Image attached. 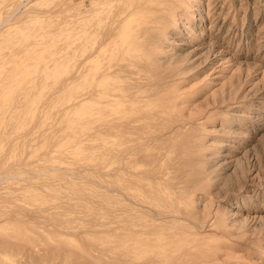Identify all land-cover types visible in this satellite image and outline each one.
<instances>
[{
	"label": "rangeland",
	"instance_id": "obj_1",
	"mask_svg": "<svg viewBox=\"0 0 264 264\" xmlns=\"http://www.w3.org/2000/svg\"><path fill=\"white\" fill-rule=\"evenodd\" d=\"M137 1L0 0V236H8L4 239H17L12 240L17 243L20 238L23 242V238L45 236L63 250H73L66 248L72 245L74 249L78 246L77 251L86 247L104 264L113 263V258H104L109 257L104 247L121 245V239L115 238L116 244L111 241L114 237L109 230L115 228L116 236L123 234L119 226L124 224L127 200L118 186L122 174L117 170L123 135L110 138L102 133L95 138L92 127L98 121H93L92 106L73 105L79 55L76 33L80 26L89 25V38L95 33L104 36L126 21L122 20L124 8ZM188 3V8L179 11L182 22L166 32L170 33L166 43L173 52L189 53L183 61L184 73L179 75V89L166 92L179 95L175 107H163L168 102L163 105L162 99H151L143 112H160L161 104L169 109L165 111L189 118L186 127H193L184 129V136L174 134L173 138L177 147L184 141L199 144L209 167L206 189L193 196L196 211L208 225L191 236L210 256L216 253L206 263L264 264V0ZM76 18H80L78 23ZM128 31L124 29L117 39L129 37ZM174 36L200 42L201 47L190 53L187 42L172 43ZM107 54L109 50L104 51ZM123 109L122 105L112 108L109 115L104 111L100 124L114 115H119L117 122L122 120ZM161 115L151 117L152 122L146 118L144 124L151 128L154 123H164L165 114ZM94 244L100 245L104 255L91 250Z\"/></svg>",
	"mask_w": 264,
	"mask_h": 264
},
{
	"label": "bare ground",
	"instance_id": "obj_2",
	"mask_svg": "<svg viewBox=\"0 0 264 264\" xmlns=\"http://www.w3.org/2000/svg\"><path fill=\"white\" fill-rule=\"evenodd\" d=\"M188 2L189 0H138L134 5L130 3L127 8L123 7L124 17H121H123L122 20L127 19L123 24H117L118 29L114 27L117 30L114 28L109 29L102 36L100 29L102 37L97 33L95 35L92 33V39L88 37L89 25L87 27L80 26L77 33L75 32L79 39L77 45L79 55L74 69L77 92L73 105L85 106L89 103L92 106L93 121H98L92 127L94 130L92 136H95V138H100L99 136L102 133L110 138L123 135V141L121 142L123 146L120 149L121 157L118 161L119 164L117 163L119 165L117 170L119 169L122 174L120 177L118 176L122 182L118 186H121L124 193L123 198L127 200L126 208L123 209L125 211L124 224L122 223L123 227L119 226L120 230L123 228L121 230L123 234H121L122 236H116L115 228L109 230L112 233L111 236L114 237L109 240L115 243V238L116 241L121 239V245L111 244V247H104L109 251L111 250L112 253L107 250L106 254L109 257L102 256L107 259L113 258V263L109 262L112 264H121L120 261L133 264H207L209 262L208 258L216 254L210 256L206 250L200 249L198 245L200 243L196 240L194 242L193 237H191L200 233L204 226L208 225L206 224L207 220L203 218L204 215L202 216L201 212L196 211L197 206L193 205L195 202L193 196L197 191L206 189L204 188L207 182L205 173L209 167L206 168L203 153L198 149L199 144L196 145L190 142V145L187 141H184L182 144L178 143L180 145L177 147V142H174V134H179L182 137L185 135V130H193L192 126L186 127L189 118H184L179 113L172 114L171 110V113L164 110H169L168 107H172V109L175 107L174 101L179 95L170 94L175 90L177 92L179 89V75L184 73L183 61L189 54L184 53L185 55H182V52H173L171 46L169 47L166 43V34L170 35L166 32L169 31L167 29L170 26L180 23V18H184L181 13L179 14V11L188 8ZM90 13L86 11L85 14ZM85 14L84 16H87L89 20L91 15L89 17ZM133 15H135V18L131 19ZM76 16L78 17L79 14ZM87 17L83 18L86 19ZM83 18L81 21L84 20ZM77 19L76 22L78 23L80 18L78 21ZM112 19L111 22L115 23L114 18ZM85 22L82 24H86ZM92 23L90 22V24ZM93 25L90 28L94 27ZM109 25H111V28L114 26L110 23ZM99 28L101 27L98 26ZM102 28L104 27L102 26ZM124 29L129 30V37L127 36L126 39L119 41L117 37ZM178 42L190 44L192 47L189 50L190 53L201 47L200 42L191 43V41L180 40L179 38L172 41V43L179 44ZM209 47L211 49V45ZM206 49L208 50V47ZM105 50H109V54L106 56H104ZM208 57L206 56V58ZM166 92L170 94L166 95ZM159 98L163 100V105L165 102H170V106L167 103L163 106L167 108L163 109L159 103L160 105H157L160 109H163H158L160 112H143V107L150 103L151 99L158 100ZM121 105L125 106V109L121 111L124 115L123 119L120 120L121 122L116 121L119 115H114L104 121V125L100 124L104 111L109 115V110ZM161 114H165L164 119L166 120L164 123L159 122L160 126L156 123H154L155 125L152 124L151 128L157 126V128H154L155 130H151L149 124H144L145 121L149 120H146V118L151 120V117L158 118ZM155 122L158 123V121ZM181 137L180 139H182ZM100 145V143L97 144L98 147ZM176 149L177 153H174ZM115 150L117 151V149ZM103 151H106V149ZM108 155L110 156V153ZM116 156L118 157V155ZM117 172L113 173L117 174ZM117 175H114L116 179ZM113 199L110 198L109 200L113 202ZM116 217L117 215L114 216L115 219ZM57 222V225H60L59 220L55 223ZM116 222L119 223V221ZM115 225L118 226V224ZM87 228L89 227L87 226ZM35 230L36 233L39 231ZM46 232L49 233L50 231ZM83 232L87 233V230ZM40 236L42 237V235ZM2 237L0 239V264H82L80 260H92L94 264H104L100 258L97 259L91 252L85 250L86 247L83 249L81 246L82 249L78 248L77 251L78 246L76 245L74 249L72 245L66 248L73 250H63L61 247L56 246V242L53 243L55 245L50 244L48 240L44 239L45 236L40 240L26 239V241L23 238V242H20L21 238L17 236L18 239L20 238L17 243H14L17 239H14V241L9 237V241ZM89 241L91 242V240ZM90 248L93 252L101 251L100 254L104 253V250L102 252L98 244H94ZM72 254L75 258L71 257Z\"/></svg>",
	"mask_w": 264,
	"mask_h": 264
}]
</instances>
